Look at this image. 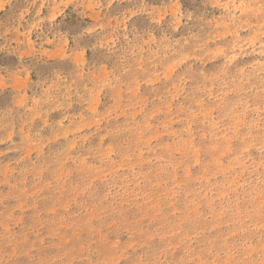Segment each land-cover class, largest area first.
Masks as SVG:
<instances>
[{
  "label": "rangeland",
  "instance_id": "374dc122",
  "mask_svg": "<svg viewBox=\"0 0 264 264\" xmlns=\"http://www.w3.org/2000/svg\"><path fill=\"white\" fill-rule=\"evenodd\" d=\"M0 264H264V0H0Z\"/></svg>",
  "mask_w": 264,
  "mask_h": 264
}]
</instances>
